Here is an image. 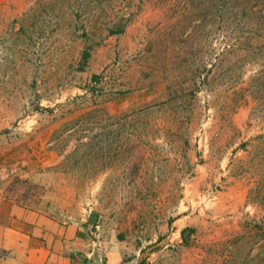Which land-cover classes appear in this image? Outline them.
Listing matches in <instances>:
<instances>
[{"label":"rangeland","instance_id":"rangeland-1","mask_svg":"<svg viewBox=\"0 0 264 264\" xmlns=\"http://www.w3.org/2000/svg\"><path fill=\"white\" fill-rule=\"evenodd\" d=\"M3 203L79 264H264V0H0Z\"/></svg>","mask_w":264,"mask_h":264},{"label":"crops","instance_id":"crops-1","mask_svg":"<svg viewBox=\"0 0 264 264\" xmlns=\"http://www.w3.org/2000/svg\"><path fill=\"white\" fill-rule=\"evenodd\" d=\"M3 204L0 264H79V253L84 252L85 245L80 228L54 223L22 204Z\"/></svg>","mask_w":264,"mask_h":264},{"label":"trees","instance_id":"trees-1","mask_svg":"<svg viewBox=\"0 0 264 264\" xmlns=\"http://www.w3.org/2000/svg\"><path fill=\"white\" fill-rule=\"evenodd\" d=\"M121 32V29H116L115 31H111V34H117V33H120ZM87 56L88 54L83 51L82 54H81V64H83L85 62V60L87 59Z\"/></svg>","mask_w":264,"mask_h":264}]
</instances>
